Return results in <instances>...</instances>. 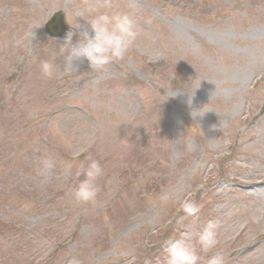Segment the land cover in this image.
<instances>
[{
    "label": "rangeland",
    "instance_id": "374dc122",
    "mask_svg": "<svg viewBox=\"0 0 264 264\" xmlns=\"http://www.w3.org/2000/svg\"><path fill=\"white\" fill-rule=\"evenodd\" d=\"M58 9L73 32L77 13H128L136 44L107 71L67 72L64 38L42 30ZM263 100L264 0H0V264H161L208 221L218 244L197 264H264ZM90 159L103 175L82 202Z\"/></svg>",
    "mask_w": 264,
    "mask_h": 264
},
{
    "label": "clouds",
    "instance_id": "9594fccd",
    "mask_svg": "<svg viewBox=\"0 0 264 264\" xmlns=\"http://www.w3.org/2000/svg\"><path fill=\"white\" fill-rule=\"evenodd\" d=\"M77 17H83L86 24L80 23ZM70 25L75 32L70 30L66 33L64 44L59 50L67 72L78 71L79 65L76 62L84 60L88 62L92 71H107L111 64L123 60L137 41V25L132 15L128 13L96 12L94 15L89 13L87 16L84 13H77L76 23ZM29 35L34 40L33 29ZM74 36H76L75 42H73ZM41 71L46 77L52 78L57 73V67L53 62L44 60L41 62ZM177 92H187V103L189 106L192 105L194 95L192 92L186 90ZM202 108L203 106L191 111L193 119L203 117L205 112L210 110L200 111ZM37 165L40 174L45 176L51 174L56 168V162L51 157L38 159ZM70 167V165L66 166V171ZM76 175L84 176L75 188L76 199L82 202H94L99 192L97 180L103 175L100 162L90 159L87 167L82 165ZM185 211L188 215H193L198 208L193 203H187ZM217 228L215 221H208L198 232L181 235L165 249L161 264H197L200 260L197 255L198 251L206 254L217 247ZM206 264H227L226 255L221 251H216L208 258Z\"/></svg>",
    "mask_w": 264,
    "mask_h": 264
},
{
    "label": "water",
    "instance_id": "95a60500",
    "mask_svg": "<svg viewBox=\"0 0 264 264\" xmlns=\"http://www.w3.org/2000/svg\"><path fill=\"white\" fill-rule=\"evenodd\" d=\"M45 29L49 35H59L65 31L60 12L53 15L51 21L46 24Z\"/></svg>",
    "mask_w": 264,
    "mask_h": 264
}]
</instances>
